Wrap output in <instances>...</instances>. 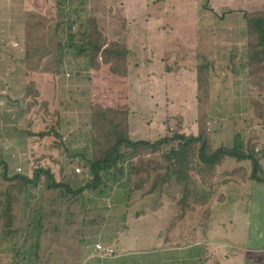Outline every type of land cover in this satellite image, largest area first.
I'll return each mask as SVG.
<instances>
[{"label": "rangeland", "instance_id": "1", "mask_svg": "<svg viewBox=\"0 0 264 264\" xmlns=\"http://www.w3.org/2000/svg\"><path fill=\"white\" fill-rule=\"evenodd\" d=\"M76 1L80 2L74 0L71 5L75 6ZM156 1L158 4L153 6L151 0H125L128 20L124 27L118 28L123 34L119 39L123 40L126 33L128 36L133 31L145 33L136 40L129 39V46L134 51L129 61L133 63L135 59L138 67H131L124 79L116 77L110 82L98 73L91 76L85 69L87 58L78 49H63L69 34L74 42L79 40V24L86 20L81 12H68L65 2L59 0V12L52 8L53 13L49 14L50 9L45 6L40 14L36 13L42 19L40 23L35 19L29 21L26 43L19 51L24 52V59L13 53L16 59L13 65L20 69L16 71L18 77H0V159L7 161L9 175L31 176L36 167L49 166L56 180L66 176L64 182L72 189L90 180L91 175L84 168L86 162L81 157H89L91 150L90 103H96L98 98L97 95L92 98L91 91L94 89L96 92L97 87L103 92L101 98L111 96L107 100L109 103L123 100L126 89V102L131 109L128 118L131 139L154 141L166 132L170 135L181 132L180 117L185 118L189 127L196 115L195 92L197 94L198 91L195 69L204 60L212 65L205 96L206 112L207 104L211 102V113L214 109V116L223 117L222 131L209 135L211 147H214L217 133H222V145L226 147H238L240 142L243 143L247 137L243 119L248 110L245 100L250 95V70L246 64L249 37L242 13L262 10L264 0ZM56 21L61 24L57 32L54 29ZM69 26L72 27L70 31ZM8 49L9 45L0 43V68L9 63L6 60L11 54ZM177 64L180 65L177 72L169 74L163 71L167 65L173 72ZM27 69L31 75L24 77L22 70ZM50 70L53 76L44 74ZM30 82H34L40 92L37 103L47 101L46 109L42 103L40 107L26 109L27 102L32 100L25 89ZM109 83L114 88L106 91L105 86ZM263 83L264 78L262 87ZM232 100L238 101L233 109L226 105H233ZM54 112L60 120L62 146L51 133L43 138L28 134L54 127ZM210 117L208 115L206 126L211 134L210 121L213 125L217 120ZM30 119L33 120L32 125L27 124ZM164 121L168 122V129H164ZM255 131L253 129L257 136L252 146L257 137L260 143L264 137L263 128ZM123 153L124 157L119 162L121 171L115 168L104 170L102 186L76 195L67 193L64 188L47 190L42 185L26 188L21 194L12 193L8 188L9 182L0 178V200L6 189L17 196L18 202L12 212L19 214L17 227L21 244L20 249L14 248L10 252L5 249V263L98 262L87 257L94 252V245L100 243L115 249L116 254L124 252L125 255L117 259L122 264H198V260L200 264H210L215 256L213 248L205 243L207 224L211 218L212 224L220 220L225 227L232 229L228 221L235 218L237 223L241 219V207L245 203L241 204L240 198L242 195L247 197L248 185L234 184L238 181L226 177L228 172L223 176L216 171L204 181L193 174L194 185L209 193L208 202L205 205L194 204L191 196L182 204L181 189L172 186L173 183L160 195L145 193L154 178V172L150 170V179L143 188L129 192L133 184V176L129 174L130 163L136 157H131L125 149ZM255 155L264 156V146ZM145 158L150 160V166H154L156 161L162 162L158 153L146 154ZM234 166H237L235 160L226 157L218 169L228 170ZM260 166L262 170L258 168L257 176L264 178V162ZM75 167L83 171L76 174ZM3 241L8 247L9 241ZM186 245L191 247L180 255L178 247ZM13 258L15 260L11 261Z\"/></svg>", "mask_w": 264, "mask_h": 264}, {"label": "trees", "instance_id": "2", "mask_svg": "<svg viewBox=\"0 0 264 264\" xmlns=\"http://www.w3.org/2000/svg\"><path fill=\"white\" fill-rule=\"evenodd\" d=\"M230 10H226L229 12ZM59 12V11H58ZM57 13V12H56ZM66 17V16H65ZM242 17L245 20L247 36L249 40L246 43L247 60L249 68V87L251 103H256L259 87H262L264 78V7L262 10L247 13L243 12ZM79 18V17H78ZM72 20V19H69ZM59 22L54 23V29L57 32ZM64 25V23L62 24ZM72 29L68 27V31ZM70 33V32H69ZM79 40L74 42L72 35H68L67 42L63 44V49L68 50L71 47L85 55L88 65L94 69H99L101 63L109 65V71L113 74L123 75L127 73V57L130 53L125 43L120 41H108L106 36L99 30L96 18L90 16L85 22L79 24ZM247 51V50H246ZM62 57H65L62 55ZM212 65L204 60L196 65V87H197V132L184 133L173 132L171 135L166 132L164 136L154 141L131 139L129 136V113L130 109L126 104H116L113 106H102L101 104L90 103V146L89 157L82 155L86 165L84 168L91 175L82 186L76 189L70 188L64 182V178L56 180L49 166H38L32 170L31 176L15 173L8 174L7 161L0 159V178L2 181L9 182L8 188L12 193H23L26 188L38 187L42 185L47 190H56L64 188L67 193L76 195L85 190H97L103 185L102 172L109 168H115L121 171L120 160L124 157L123 149L130 153L131 157H136L135 161L130 163V176L132 177L133 190L142 189L144 184L150 179V170L154 172V178L145 192L146 194L158 195L177 186L181 189L180 203L185 204L189 197H193L194 204H207L209 193L200 187L194 185L193 174L197 175L201 181L206 180L217 171L226 157L233 158L236 161L249 160L251 163V172L249 178L259 180L257 176L258 160L252 150H243L236 147H226L221 145L216 149L211 147L209 133L207 130L208 115L205 108V96L208 92L209 71ZM26 95L31 96V101L27 102V110L32 107H40L41 103L46 109L47 101L37 103L40 92L35 88V83L30 82L26 86ZM260 94H258L259 96ZM54 127L48 128V131L37 133H28L30 136L43 138L53 134L62 146V135L60 132V120L57 112ZM53 113V114H54ZM166 123V122H165ZM32 125L33 120L27 121ZM166 129H168L167 123ZM158 153L162 162L156 161L154 166H150V160L145 158L146 154ZM62 169V168H61ZM62 171V170H61ZM220 175H226V172ZM232 176L231 174H229ZM130 180V177H129ZM4 190L0 200V216L4 223H12V209L17 202V196ZM1 193V192H0Z\"/></svg>", "mask_w": 264, "mask_h": 264}, {"label": "crops", "instance_id": "3", "mask_svg": "<svg viewBox=\"0 0 264 264\" xmlns=\"http://www.w3.org/2000/svg\"><path fill=\"white\" fill-rule=\"evenodd\" d=\"M71 1L74 2V0H63L65 2V9L67 11L71 12H81L86 18L93 16L96 18L98 28L99 30L106 36L108 41H120L122 43H125L127 48L129 49L130 53L127 57V71L131 69V67L138 65L134 63L136 60H133V63H131L130 57L132 56V53L134 52L132 50V47L129 46V39L136 40L140 34H144V31H141L140 33H136L132 31L131 35L127 36V33L124 35L123 40H120L121 36L123 34L120 33L121 29H118L121 26H125L126 22L128 20L126 11V5L125 0H80V2L76 1V5H71ZM153 6H156L155 4H158L156 0H151ZM157 2V3H155ZM45 6H47L49 10V14H52V8L55 12H58L59 7V0H0V43L1 44H7L9 45L8 51L11 53L10 56L6 57V60L9 62L6 65V67L0 68V77H18L16 71H20V69H16V66L13 65L14 61L16 60L13 57V53H18L19 56L22 57L24 55V52H19L21 50V46L26 43V30L29 27V21L31 19H35L37 23H40L42 19L39 18V16L36 13H41V10L46 9ZM149 8V5H146ZM152 7V5H150ZM38 16V17H36ZM55 23V22H54ZM84 23V22H83ZM133 24V22H132ZM39 26V24H37ZM135 33V34H134ZM130 34V33H129ZM138 35V36H137ZM41 36V34H40ZM136 38V39H135ZM38 43H40V40H37ZM35 44V43H34ZM18 49V50H15ZM143 50L145 48H142ZM18 58V57H17ZM24 59V56H23ZM10 60V61H9ZM20 60V59H19ZM12 62V64H11ZM70 64L73 63L69 62ZM180 65L177 64V68L173 69V72L167 67H164L163 71L170 72L169 74H173L178 71ZM88 69V72L91 74V76H95L93 73H98L103 75V78H106V81L110 82L111 80H115L116 77H122L124 79V75L119 74H113L109 71V65L101 63L99 66V69L94 70L89 65L85 67V69ZM82 69V70H85ZM162 70V69H160ZM196 70V69H195ZM27 70H22V75L30 76L31 74H28ZM84 72V71H83ZM45 75L53 76V71L50 70L49 72H44ZM106 76V77H104ZM195 79H196V71H195ZM125 82V81H124ZM93 83H96V81H93ZM113 90V86L109 83L106 84L105 90L108 89ZM197 89V87H196ZM91 91V89H90ZM257 102L251 103L250 96L248 94L246 103H247V113L246 117L243 119V125L244 129L246 131V135L244 137V141L241 144L239 143L238 147L239 149L243 150H252L253 153H259L262 149V146H264V137L262 138V143L259 142V137L256 138L257 141H254L255 143L253 146L251 143H253L254 138L257 136V133L253 132L256 130V128H263L264 129V83L263 87L259 88L257 91ZM94 95H97L96 103L101 104L102 106H113L116 104H126L128 106V103L126 102V89H125V97L123 100L116 101V102H107L108 98L111 97L105 96L102 97L100 95H103V92H100V88L97 87L96 92H94V89L91 91V97L94 98ZM104 96V95H103ZM195 99H196V92H195ZM233 102V105H227L228 108H235L237 107L234 103H238L237 100L231 101ZM229 102V103H231ZM197 100H196V115L193 118V123L191 126L187 127L185 123V118L180 117L181 121V132H184L186 134L193 133L196 134L197 132ZM208 103V102H207ZM244 103V99H243ZM129 107V106H128ZM211 102H209V105L207 104V110L208 115L211 119L217 120L216 124H211L212 121H210L211 126V134L209 133V128H207L209 135L211 136L214 132H218L220 129L223 128L222 122L223 117H219L216 114L214 116V109L212 110L213 113H211ZM130 109V107H129ZM210 109V111H209ZM131 110V109H130ZM129 110V111H130ZM222 118V119H221ZM210 119V120H211ZM167 121H164V129H166V123ZM209 122V121H208ZM168 125V124H167ZM216 125V127H214ZM194 128H193V127ZM130 127V126H129ZM169 127V125H168ZM171 128V127H170ZM186 129L191 130L187 133ZM222 131V130H220ZM219 131V132H220ZM256 132V131H255ZM218 135L215 136L214 142V149L222 145V133H217ZM165 135V134H163ZM240 137V136H239ZM213 142V140H212ZM258 160V166L259 170L261 169V164L264 162V156H257ZM247 163H244L246 162ZM225 162V159L222 163ZM244 163V164H243ZM235 164L237 166L228 168V170L223 169L219 171V167L217 166V172H227L231 174L232 176H226V177H233L238 181L240 186L242 185H248L247 188H249V192H247V197L244 198L243 195L241 196V204L245 203L244 206L242 204L241 207V219L238 220L236 223L235 218H231L228 222H230V226L232 229H229L225 227L224 223H222L220 220H215L212 224V220L210 218L208 224H207V231L205 235V243L207 246L213 248V254L215 256V259L211 260L210 264H264V178L259 177V180L251 179L249 178V174L251 172V163L249 160H242V161H236ZM220 166V165H219ZM9 170V168H8ZM262 170V169H261ZM264 172V170H263ZM245 177V180L243 179ZM244 183H241V182ZM223 186V185H222ZM244 198V199H243ZM245 200V201H244ZM228 201V199H227ZM18 202V200H17ZM17 202L15 204H17ZM227 203V202H226ZM14 204V205H15ZM13 205V209L14 208ZM13 221L12 223H4L2 217L0 216V264H6L5 262L7 259H5V255L3 252H5V249H8V252L13 250L14 248L21 247V244L19 243V229H18V216L19 214L15 211L12 212ZM223 231V232H222ZM17 237V238H16ZM4 239H7L9 241L8 247L5 246ZM11 240V242H10ZM21 242V241H20ZM193 247H196L197 244H192ZM7 247V248H6ZM190 248V245L186 246H179L178 251L181 255L182 251H185L187 248ZM20 249V248H18ZM93 253L89 254L87 258L89 259H95L98 260V262H94L91 260H85L83 264H122L120 263V259L117 260L121 255H125L124 252H119L118 254L114 253L112 255H102L94 250L93 247ZM116 251V250H115ZM8 257V256H7ZM14 257V256H13ZM97 257V258H95ZM109 258H115V261H108ZM106 259V260H105ZM184 259V258H183ZM15 260L13 258L11 261ZM200 260H198V264ZM180 263V262H179ZM182 264V262H181ZM192 264H196L195 262H192Z\"/></svg>", "mask_w": 264, "mask_h": 264}, {"label": "built area", "instance_id": "4", "mask_svg": "<svg viewBox=\"0 0 264 264\" xmlns=\"http://www.w3.org/2000/svg\"><path fill=\"white\" fill-rule=\"evenodd\" d=\"M74 171L76 174L81 173V171H83L81 168L79 167H75ZM94 250L97 251L98 253L102 254V255H112L115 253V249L109 247V246H103L100 243H96L94 245Z\"/></svg>", "mask_w": 264, "mask_h": 264}]
</instances>
